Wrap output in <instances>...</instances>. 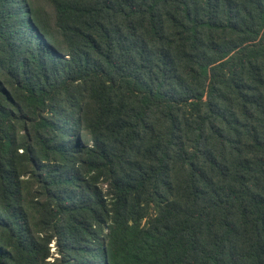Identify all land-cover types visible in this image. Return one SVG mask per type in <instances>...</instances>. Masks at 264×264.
<instances>
[{
  "label": "trees",
  "instance_id": "trees-1",
  "mask_svg": "<svg viewBox=\"0 0 264 264\" xmlns=\"http://www.w3.org/2000/svg\"><path fill=\"white\" fill-rule=\"evenodd\" d=\"M0 264H264V0H0Z\"/></svg>",
  "mask_w": 264,
  "mask_h": 264
},
{
  "label": "rangeland",
  "instance_id": "rangeland-1",
  "mask_svg": "<svg viewBox=\"0 0 264 264\" xmlns=\"http://www.w3.org/2000/svg\"><path fill=\"white\" fill-rule=\"evenodd\" d=\"M53 249H54V247L51 246V249H50V250H51L52 253H54ZM54 255H55V254H53V256H54ZM48 260L52 261V260H53V257H49Z\"/></svg>",
  "mask_w": 264,
  "mask_h": 264
}]
</instances>
